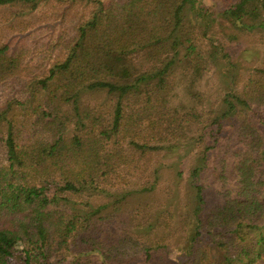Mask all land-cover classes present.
<instances>
[{"label": "trees", "instance_id": "obj_1", "mask_svg": "<svg viewBox=\"0 0 264 264\" xmlns=\"http://www.w3.org/2000/svg\"><path fill=\"white\" fill-rule=\"evenodd\" d=\"M0 9V264H264V0Z\"/></svg>", "mask_w": 264, "mask_h": 264}, {"label": "rangeland", "instance_id": "obj_2", "mask_svg": "<svg viewBox=\"0 0 264 264\" xmlns=\"http://www.w3.org/2000/svg\"><path fill=\"white\" fill-rule=\"evenodd\" d=\"M205 4L208 5L207 3ZM4 14L5 13L3 12V9H0V41L4 38L1 37L2 28L6 27L5 23H3ZM227 33L234 34L232 27L230 26L227 27ZM28 37L29 36L26 37V40H28ZM45 39L46 37L42 36L41 41L39 42L38 46L35 48V52H34L35 56L40 57L42 54H45L46 51L48 50L47 46L43 44ZM245 40H246L245 36H240L238 34L233 38V42H232L233 46L231 49V52L233 54L232 56L233 60L237 59L240 66H243L244 68H250L253 65L256 64L258 65L264 62V46L256 43L252 44L251 42H246ZM29 44H31V41L29 42ZM34 59L36 60L37 57ZM198 87L208 95L209 101H213L215 97L219 96L223 92L221 81L219 80V76L216 71L206 74L201 79V82L200 84H198ZM178 92H179V96H182L183 91L180 88H178ZM13 95L19 96V92L12 89L7 83L5 84L0 83V103L5 98ZM4 154H5L4 147L2 146V142L0 141V157L3 158ZM153 158H156L154 160L167 162V161H172L174 155H170V156L153 155Z\"/></svg>", "mask_w": 264, "mask_h": 264}]
</instances>
